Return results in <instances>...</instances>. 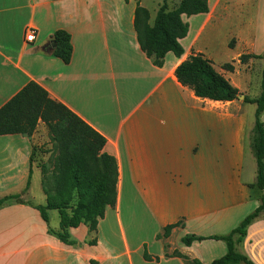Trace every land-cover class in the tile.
Wrapping results in <instances>:
<instances>
[{"label":"crops","instance_id":"0c3cea01","mask_svg":"<svg viewBox=\"0 0 264 264\" xmlns=\"http://www.w3.org/2000/svg\"><path fill=\"white\" fill-rule=\"evenodd\" d=\"M138 3L154 25L164 0L153 6L146 0H0V108L29 82L38 83L106 139L104 151L119 169L118 201L100 220L96 245L88 244L85 225L70 230L82 246H68L48 234L37 208L5 205L0 214L20 216L0 217V264H187L172 256L176 251L211 264L227 253L224 241L188 247L182 238L227 235L260 205L249 187L256 182L257 163L255 169L246 164L255 158L256 116L249 122L248 103L199 98L175 72L190 55L202 54L249 96L236 77L262 64V59L243 64L240 58L264 53V0H209L208 13L183 15L190 26L180 41L185 53L181 58L168 53L162 67L139 44ZM29 27L37 29L33 43L25 42ZM58 30L71 35L69 64L52 54ZM225 51L235 53L231 62L217 64L216 52ZM228 63L233 72L221 69ZM41 124L31 137L0 136L3 180L14 177L21 184L39 177L32 155ZM180 221L168 238L159 237ZM81 231L84 237L76 236ZM236 248L264 264V216ZM146 250L152 261L145 260Z\"/></svg>","mask_w":264,"mask_h":264},{"label":"trees","instance_id":"16d2710c","mask_svg":"<svg viewBox=\"0 0 264 264\" xmlns=\"http://www.w3.org/2000/svg\"><path fill=\"white\" fill-rule=\"evenodd\" d=\"M209 11V0H181L172 10L169 9L167 0H164L154 25H151L149 10L138 3L134 26L141 49L158 67L164 65L168 53L181 58L185 50L180 41L188 36L190 30L183 15L191 17ZM53 39L56 42L53 56L69 64L74 52L71 35L64 30H58L53 34ZM250 59L264 61V53L242 55L240 58L242 63ZM224 69L233 72L234 66L228 63ZM175 74L183 86L191 88L202 99L232 102L241 95L239 89L202 54L190 55L177 67ZM245 102L257 106L251 139L257 163V179L249 187L261 192L260 205L227 235H186L182 238V243L188 247L194 242L205 240L224 241L227 253L211 264H255L247 255L239 253L236 246L244 241L248 228L264 216V121L261 118L264 114V68L260 97H246ZM40 122L48 129L56 157L54 176L44 178L46 204L36 208L48 225L49 212L58 211L60 228L55 230L48 226V234L65 245L80 247L81 243L71 239L70 230L87 225L91 233H97L99 222L105 217L107 208H114L118 201V163L115 157L104 151L107 141L101 134L65 104L53 99L45 88L34 81L29 82L0 108V136L21 134L31 137ZM31 179L32 177H28L26 190L30 187ZM12 203L31 205L21 195L0 198V207ZM181 225L182 221L165 227L159 237L168 238ZM88 244L96 245L97 239L94 238ZM172 256L184 258L187 264H203L199 259H190L178 251ZM144 258L147 261L154 259L147 250Z\"/></svg>","mask_w":264,"mask_h":264},{"label":"rangeland","instance_id":"374dc122","mask_svg":"<svg viewBox=\"0 0 264 264\" xmlns=\"http://www.w3.org/2000/svg\"><path fill=\"white\" fill-rule=\"evenodd\" d=\"M149 1L151 6H153L154 0H146V2ZM157 1V0H156ZM163 2V0H162ZM181 0H169L168 6L169 9H174ZM150 6V5H149ZM150 6V7H151ZM171 6V8H170ZM195 27H198L200 25V21L194 22ZM231 44L233 48H236L237 46V40L233 39L231 40ZM216 49V48H215ZM235 55V53H227L222 52H216L214 61L218 64V62L224 61V62H231L232 57ZM248 63V62H246ZM245 63V64H246ZM231 64V63H230ZM244 64V63H243ZM226 64H221V69H224V66ZM264 68V62L262 61V64L256 63L254 67L251 68V71H245L244 69L241 70L240 74H238V78L240 83L243 85V87L248 91L249 96H245L244 94L240 95L238 98V101L240 103H245V98L248 97L251 99V97H258L261 93V82H262V71ZM225 70V69H224ZM244 112L247 114L249 122L255 121V112H256V105L253 104H246L244 107ZM34 142L36 143L34 145L33 155H32V163L34 164V167L39 171V177H32L30 187L26 190V184L27 180L23 181L21 184H15L14 183V177H5L6 180H3V177H0V194L6 196L10 195H21L22 199L26 202H29L31 207L34 209L39 205H45L46 204V195L44 193L43 183L45 177H53L54 176V161L56 157V152L54 151V144L51 141L49 132L47 127L43 124H41L40 130L37 132L36 137L34 138ZM250 144V141L248 139V145ZM247 166L256 168V160L255 158H248L246 162ZM18 178V177H17ZM254 198L257 200H260L261 192L254 190ZM6 196H3L0 198H4ZM21 205L17 203L8 204L7 206H16ZM1 211V210H0ZM51 218L49 225L51 228L55 230H59L60 228V215L58 211H52L51 212ZM17 217L20 215L17 214H0V217ZM50 217V214H49ZM46 223V222H45ZM45 225V224H44ZM87 229L89 230L88 226L85 225ZM84 233L81 231L77 233L76 236L80 235L83 236ZM51 236V235H50ZM53 237V236H52ZM96 237V233L89 232V237L87 239L88 242L93 240ZM174 242H178V239L174 240ZM181 242V241H180ZM174 243V244H175ZM122 245V244H121Z\"/></svg>","mask_w":264,"mask_h":264},{"label":"built area","instance_id":"2783aa9c","mask_svg":"<svg viewBox=\"0 0 264 264\" xmlns=\"http://www.w3.org/2000/svg\"><path fill=\"white\" fill-rule=\"evenodd\" d=\"M37 29L34 27H29L25 33V42L33 43L36 39Z\"/></svg>","mask_w":264,"mask_h":264},{"label":"water","instance_id":"95a60500","mask_svg":"<svg viewBox=\"0 0 264 264\" xmlns=\"http://www.w3.org/2000/svg\"><path fill=\"white\" fill-rule=\"evenodd\" d=\"M53 46H54V48L56 47V42L55 41L53 42Z\"/></svg>","mask_w":264,"mask_h":264}]
</instances>
